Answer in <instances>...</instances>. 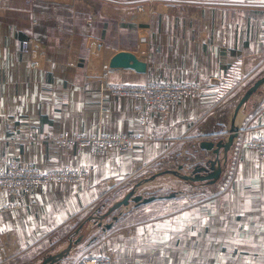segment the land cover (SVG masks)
Instances as JSON below:
<instances>
[{"label":"crops","instance_id":"crops-1","mask_svg":"<svg viewBox=\"0 0 264 264\" xmlns=\"http://www.w3.org/2000/svg\"><path fill=\"white\" fill-rule=\"evenodd\" d=\"M144 1L2 0L0 166L17 158L44 170L68 165L89 172L79 182L37 188L21 208H11L14 197L0 192V264H39L77 235L78 221L95 205L157 163L179 154L192 167L215 157L201 141L226 139L221 134L240 98L264 76V0H155L139 9ZM124 51L136 60L112 66ZM237 63L247 79L257 78L217 103L218 82ZM106 69L110 82L203 81L205 93L153 120L147 129L155 139L131 151L98 153L45 139L144 131L135 111L141 101L103 90L98 76ZM242 111L235 140L264 133V84ZM222 176L181 180L179 190L124 207L111 227L97 229L105 238L97 252L108 250L115 264H264V160L244 148L237 179L223 195ZM68 257L75 259L71 251L58 264H70Z\"/></svg>","mask_w":264,"mask_h":264},{"label":"built area","instance_id":"built-area-1","mask_svg":"<svg viewBox=\"0 0 264 264\" xmlns=\"http://www.w3.org/2000/svg\"><path fill=\"white\" fill-rule=\"evenodd\" d=\"M155 0H146L152 3ZM145 4V5H146ZM2 0H0V7ZM139 5V9L145 7ZM102 45L96 44V49L101 50ZM29 41L23 42V51L29 52ZM240 66L233 65L226 74L219 80V97L217 103H222L235 93L239 87L246 81L247 76L242 73ZM98 78L103 83V90L113 95H124L140 100L141 103L136 106L135 111L140 123L144 126V131L133 133H74L60 134L55 137H46L45 139L57 141L64 145L80 144L90 146L98 153L106 152L111 149H120L123 151L134 150L138 145L149 140H154L153 133L149 131L148 126L156 118H161L184 98H201L205 93L206 83L203 81H165L152 80L144 84H129L123 82H110L108 80V70L101 71ZM226 136L227 133H222ZM244 148H253L259 160H264V133H256L241 139L235 140L231 147V154L227 160H223V176L219 185V194L223 195L233 187L242 161V152ZM89 171L86 169H77L68 165L61 168L44 170L38 165L17 158H12L5 165L0 166V192H7L14 197L11 208L23 207L22 199L27 196L33 199L34 191L53 182H79ZM71 264H115L112 253L106 251L104 254L92 250H86L83 254L77 256Z\"/></svg>","mask_w":264,"mask_h":264},{"label":"water","instance_id":"water-1","mask_svg":"<svg viewBox=\"0 0 264 264\" xmlns=\"http://www.w3.org/2000/svg\"><path fill=\"white\" fill-rule=\"evenodd\" d=\"M128 60H136V57L130 52H120L118 53L112 60V66H121L123 62ZM264 84V76L258 78L251 86H249L242 97L240 98L236 108L234 109V113L231 117L229 130L226 131L227 137L226 139H220L218 141L205 139L201 141L200 146L203 149L213 151L215 157L208 158L205 161H201L195 163L191 167L190 172H183L185 168L184 164H179L178 170H167V173H171L173 175L178 176L179 178L185 181H209L215 182L218 180L223 173V160H227L229 157V152L231 147L233 146L236 137L239 135L241 127L237 123L238 113L244 108L248 100L253 96V94ZM143 185V182L136 183L125 195L122 199L114 202L108 210L98 216H92L91 218H98L101 222H103L108 216H113V220L106 224V227H111L112 223L118 219V215L115 213L123 207L130 205L132 202L135 204L147 203L156 198V196H145L143 194L138 193L139 188ZM85 224H81L76 229V234L78 237L71 236L69 238L68 244L61 248L59 251L54 253H49L43 257L42 261L39 264H58L62 259L67 257L74 246L78 245L83 241L85 235L81 233Z\"/></svg>","mask_w":264,"mask_h":264},{"label":"rangeland","instance_id":"rangeland-1","mask_svg":"<svg viewBox=\"0 0 264 264\" xmlns=\"http://www.w3.org/2000/svg\"><path fill=\"white\" fill-rule=\"evenodd\" d=\"M165 1L167 0H161L160 2H165ZM146 3L147 2L144 1L142 3H139L137 6L145 5ZM125 6L130 7L129 5H125ZM126 14H130V13H126ZM247 78H246V81L239 87V89L230 96V99L237 97L239 94V93L237 94V92L239 91L242 92L244 89H246L245 87H247L248 84L256 80L257 77L253 78L254 79L253 81L251 78L249 79ZM233 100L235 101V99ZM242 110H241V113H243ZM230 154H231V150L229 152V155ZM179 156H180L179 154L174 155L172 158H168L161 163H157L153 165L151 167V170L141 171L140 173H138V175L134 177L135 179L133 181H130L124 187H120L119 189H117V191L114 194H112L110 197L104 200L103 202L104 204H102V206L100 205L101 207L98 205H95L93 209L90 211V213L92 212L90 217H84L82 221H78L79 223H77L78 224L77 226L79 227L81 224H85L83 229L84 228L88 229L87 230L88 232H86L85 234L83 233V235H87L84 239L85 241L82 244L79 243L78 245L73 247L72 249L73 257L76 258L77 256L86 252V250H92L96 252L98 251L100 244L102 243V240H104L105 238L103 234H99L97 232V229H99V227L106 224L105 222L107 223L111 222L113 220V216L112 215L108 216L103 222H101L98 218H91V217L98 216V215L105 213L108 210V208L115 202L114 200L119 196L118 194L121 193L123 189H124L123 192H125L129 189L130 186H134L133 184H136L142 181L143 185L139 188L138 193L143 194L145 196H151V195L164 196L166 194H169L171 191H175V189L179 190L181 188L180 186L181 180L183 179L171 173H167V170H170V169L178 170L179 164L185 165V168L183 170H186L187 168L191 170V167L187 166L185 164L186 163L185 161L182 162L184 160L183 157H179ZM223 170H224V167H223ZM122 210H125V208L124 207L121 208L115 214L118 215L119 217V214L122 212ZM75 237H78V235H76ZM67 238L68 237H66V239L61 241L60 245L65 244L67 241ZM66 260H67V263H70L72 259L68 257ZM22 264H32V263H27V261H25Z\"/></svg>","mask_w":264,"mask_h":264},{"label":"bare ground","instance_id":"bare-ground-1","mask_svg":"<svg viewBox=\"0 0 264 264\" xmlns=\"http://www.w3.org/2000/svg\"><path fill=\"white\" fill-rule=\"evenodd\" d=\"M147 8H148V6H146ZM110 8V7H109ZM146 8V9H147ZM144 12H148V9L147 10H145ZM122 13V12H121ZM227 117V116H226ZM243 117H244V114L243 113H241V111L238 113V116H237V118H236V120H237V123L238 122H241L242 121V119H243ZM244 120V119H243ZM207 160V159H206ZM205 161V160H204Z\"/></svg>","mask_w":264,"mask_h":264}]
</instances>
